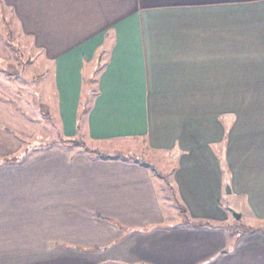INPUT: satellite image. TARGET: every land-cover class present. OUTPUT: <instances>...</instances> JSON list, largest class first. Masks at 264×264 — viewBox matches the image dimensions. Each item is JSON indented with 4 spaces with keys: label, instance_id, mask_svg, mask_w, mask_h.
I'll list each match as a JSON object with an SVG mask.
<instances>
[{
    "label": "crops",
    "instance_id": "0c3cea01",
    "mask_svg": "<svg viewBox=\"0 0 264 264\" xmlns=\"http://www.w3.org/2000/svg\"><path fill=\"white\" fill-rule=\"evenodd\" d=\"M0 1L52 69L61 134L172 153L185 218L145 162L41 151L0 162V264H264V0Z\"/></svg>",
    "mask_w": 264,
    "mask_h": 264
},
{
    "label": "rangeland",
    "instance_id": "374dc122",
    "mask_svg": "<svg viewBox=\"0 0 264 264\" xmlns=\"http://www.w3.org/2000/svg\"><path fill=\"white\" fill-rule=\"evenodd\" d=\"M53 76L51 67L40 56L15 13L0 1V146L6 150L3 157L21 160L34 153L62 148L71 155L87 152L145 162L163 182L157 186L167 210L166 218L185 221L177 215L179 197L172 191L176 157L168 151L147 148L140 138L98 141L78 134L66 139L54 118ZM95 83L88 80L85 88L93 92ZM220 203L228 210V200L222 198Z\"/></svg>",
    "mask_w": 264,
    "mask_h": 264
},
{
    "label": "trees",
    "instance_id": "16d2710c",
    "mask_svg": "<svg viewBox=\"0 0 264 264\" xmlns=\"http://www.w3.org/2000/svg\"><path fill=\"white\" fill-rule=\"evenodd\" d=\"M104 50H102L98 56H97V64L94 66V69H93V74L95 75L94 77H92L91 75H86L85 77H90V80L92 79V81H96V73L102 69V67L104 66ZM92 77V78H91ZM86 81V80H85ZM17 161H19V157H16ZM12 162L14 161V159L12 158H9V157H2L1 158V161L0 162Z\"/></svg>",
    "mask_w": 264,
    "mask_h": 264
},
{
    "label": "water",
    "instance_id": "95a60500",
    "mask_svg": "<svg viewBox=\"0 0 264 264\" xmlns=\"http://www.w3.org/2000/svg\"><path fill=\"white\" fill-rule=\"evenodd\" d=\"M225 190L226 192H229V186L226 184L225 185ZM228 210L231 212V214L235 217V218H239L240 217V213L237 212L236 210H234L233 208L228 206Z\"/></svg>",
    "mask_w": 264,
    "mask_h": 264
}]
</instances>
